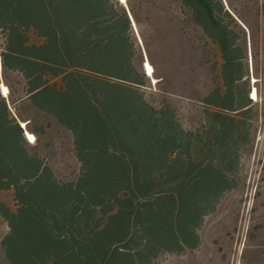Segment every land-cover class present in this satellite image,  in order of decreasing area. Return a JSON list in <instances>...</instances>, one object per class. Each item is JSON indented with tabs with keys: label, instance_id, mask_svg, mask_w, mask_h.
I'll return each mask as SVG.
<instances>
[{
	"label": "trees",
	"instance_id": "1",
	"mask_svg": "<svg viewBox=\"0 0 264 264\" xmlns=\"http://www.w3.org/2000/svg\"><path fill=\"white\" fill-rule=\"evenodd\" d=\"M258 25L245 0H0V191L14 202L0 201V264H153L195 249L251 142ZM175 34L194 55L216 51L206 83L188 65L158 75L154 52L167 57ZM169 88L200 109L182 118ZM57 135L78 163L70 178L48 161Z\"/></svg>",
	"mask_w": 264,
	"mask_h": 264
},
{
	"label": "rangeland",
	"instance_id": "2",
	"mask_svg": "<svg viewBox=\"0 0 264 264\" xmlns=\"http://www.w3.org/2000/svg\"><path fill=\"white\" fill-rule=\"evenodd\" d=\"M245 1L249 8L258 9L257 33L261 40L256 65L259 78L250 74L249 82L250 90L256 89V98L252 99L254 105L247 120L251 142L242 148L233 188L223 194L215 210L204 217L198 232L199 245L180 254H163L153 264H264V0ZM243 16L255 29L251 13L245 9ZM177 35L168 44L167 57L159 51L154 52L153 61L158 75L165 72L166 65H172L175 69L188 65V77H195L200 83H206L217 56L216 51L212 46L205 47L199 42L200 45L195 48L200 54L194 55ZM195 38L198 43V36ZM165 60L168 64H164ZM249 69L251 73L250 62ZM183 76L179 75L181 78ZM154 82L152 79L151 88L146 89V95L148 99L158 102L164 96L154 89ZM169 89L173 94L168 93L166 97L182 118H187L193 110L200 109L197 94L188 90ZM249 97L251 98V93ZM53 140L47 154L48 161L57 177L70 178L78 168L70 142L65 135H57ZM40 152L44 154L45 151L41 149ZM0 201L14 207L10 191H0ZM6 232V222L0 217V241ZM2 259L0 249V261Z\"/></svg>",
	"mask_w": 264,
	"mask_h": 264
},
{
	"label": "bare ground",
	"instance_id": "3",
	"mask_svg": "<svg viewBox=\"0 0 264 264\" xmlns=\"http://www.w3.org/2000/svg\"><path fill=\"white\" fill-rule=\"evenodd\" d=\"M119 2H121L122 4H125L126 0H119ZM143 68L145 70L146 75L152 78L153 68L147 61H145ZM1 92L3 95H6L7 89L4 86H1ZM255 98H256V91L255 89H253L251 91V99H255ZM21 125L23 126L24 123H21ZM26 137L29 142L34 141V136L32 134L26 133Z\"/></svg>",
	"mask_w": 264,
	"mask_h": 264
},
{
	"label": "water",
	"instance_id": "4",
	"mask_svg": "<svg viewBox=\"0 0 264 264\" xmlns=\"http://www.w3.org/2000/svg\"><path fill=\"white\" fill-rule=\"evenodd\" d=\"M22 127H24V125Z\"/></svg>",
	"mask_w": 264,
	"mask_h": 264
}]
</instances>
